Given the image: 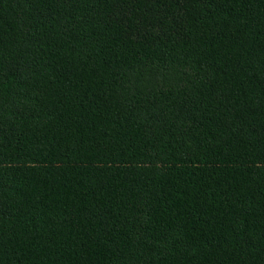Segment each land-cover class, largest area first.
I'll return each mask as SVG.
<instances>
[{
  "label": "trees",
  "instance_id": "obj_1",
  "mask_svg": "<svg viewBox=\"0 0 264 264\" xmlns=\"http://www.w3.org/2000/svg\"><path fill=\"white\" fill-rule=\"evenodd\" d=\"M0 264H264V0H0Z\"/></svg>",
  "mask_w": 264,
  "mask_h": 264
}]
</instances>
